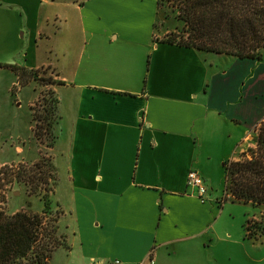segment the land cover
I'll return each mask as SVG.
<instances>
[{"label":"crops","instance_id":"0c3cea01","mask_svg":"<svg viewBox=\"0 0 264 264\" xmlns=\"http://www.w3.org/2000/svg\"><path fill=\"white\" fill-rule=\"evenodd\" d=\"M159 9V0H0L12 87L11 66L38 70L21 90L32 87L31 106L39 70L57 77L49 155L66 243L42 264H264V234L248 230L263 208L227 193L224 166L264 120V50L240 58L163 41ZM38 144V157L0 164L36 162ZM229 198L250 206L244 230Z\"/></svg>","mask_w":264,"mask_h":264},{"label":"trees","instance_id":"16d2710c","mask_svg":"<svg viewBox=\"0 0 264 264\" xmlns=\"http://www.w3.org/2000/svg\"><path fill=\"white\" fill-rule=\"evenodd\" d=\"M163 2L171 3L176 13L175 18L179 21L177 28L182 26L179 33L176 30L168 40L163 41L240 58H263L264 0H159V13ZM4 66L6 65L0 63V67ZM11 67L19 75L20 85L27 84L35 74H38V70L29 72L18 66ZM50 96V100H45L46 114L42 116L47 122L54 115L59 117V99L56 91H51ZM31 109L36 122V128L33 129L35 137L43 143L40 140V130L37 129L40 114L36 112L34 104L31 105ZM47 125L46 131L51 134L54 142L53 126L51 122ZM254 132L256 146L250 148L251 157L244 155L243 158L224 163L227 190L236 200L251 202L254 206L264 209V120ZM53 142L47 146L51 147ZM20 165L17 170L15 165H0V264H24V260L28 261L25 264H42L52 257L58 247L66 243L63 234L58 233L57 236L59 226L56 224L47 234L48 237L43 241L42 247L35 250L36 244L40 241L46 215H52L53 201L50 194L54 191L55 169L52 159L45 154H42L31 168L35 171L34 175L37 173L36 176L39 177L38 183L46 184V192L41 195L44 201L42 214H30L24 209L9 214L2 207L7 199V184L21 181L29 183L28 178L33 177H28L29 173L24 172L26 164ZM44 168L46 170H43ZM50 185L53 187L49 188ZM35 189L37 193V188ZM59 211L54 219L57 222L62 212L60 209ZM248 230L253 236L250 225ZM262 234L264 233L260 235Z\"/></svg>","mask_w":264,"mask_h":264},{"label":"rangeland","instance_id":"374dc122","mask_svg":"<svg viewBox=\"0 0 264 264\" xmlns=\"http://www.w3.org/2000/svg\"><path fill=\"white\" fill-rule=\"evenodd\" d=\"M173 10L174 8L171 6V3L163 2L161 4V10L158 18V39L168 40L171 37L172 32H176V30H178L177 32L179 33L181 31L182 26L177 28L179 21L175 18L176 13ZM39 73V93L37 101L34 102V106L36 107V112L40 114L38 115L39 126L37 129L40 130V140H42L44 144L35 137L33 131V129L36 128V122L29 103V99H31L34 94L32 87L28 86L21 91L22 85L19 86L20 82L18 87L17 85L12 87L13 81L17 80L16 74L0 67V161H30L38 157V141L42 144L41 148L43 147V149H41V153L51 158L49 155L50 149L47 147V144H51L53 142V137L46 131V128L48 126L47 124L51 122L53 126L52 132L54 133L53 129L58 121V117L57 115H54L50 121L47 122L42 116L46 114L44 111V108L47 107L45 100L51 99L50 92L54 91V85L57 83V77L49 69H40ZM254 134L255 132L251 133L249 137L244 140L242 144H240L239 149L242 150L237 154L238 158L235 160L243 158L244 155L245 157H251L250 148L256 146L254 142ZM22 163L24 162H19L17 164L14 163L11 165H15L14 167L17 170ZM24 164H26V170L24 172L29 173L26 175L28 177H33L28 178L29 183H26L25 181H21L19 183H8L6 186L7 199L6 202L2 204V207L9 214H13V211L21 208L28 211L30 214H42L44 201L41 195H44L46 192V184L38 183L37 178L39 177L36 176L37 173L34 175L35 171L31 169L34 163ZM43 170H46V168ZM51 187L53 186L50 185L49 188ZM35 188H37V193H35ZM224 188L225 186L223 183L222 190H225ZM32 190L33 192H31ZM51 195L53 194L51 193L50 197H52ZM228 203L236 205L237 214H242L243 221L241 222L240 217H237L236 224L244 230L246 215L244 214L243 208H250V206L239 202L231 203L230 198ZM59 212L60 211L57 209V206L52 204V215H48L49 217L46 215L44 224L42 225L43 228H41L42 233L40 234V241L36 244L37 249L35 250H39V248L42 247V243L48 237L47 234L52 230L53 225L55 226L58 224V222L54 219ZM248 223L253 236L264 233V209H262L261 212L252 215L249 218ZM58 233L61 234L60 231H57V236ZM23 262L25 264L28 261L24 260Z\"/></svg>","mask_w":264,"mask_h":264},{"label":"built area","instance_id":"2783aa9c","mask_svg":"<svg viewBox=\"0 0 264 264\" xmlns=\"http://www.w3.org/2000/svg\"><path fill=\"white\" fill-rule=\"evenodd\" d=\"M188 184L197 189L198 195L204 199L207 196L208 188L205 183L204 178L195 170H191L188 175ZM229 191H227L228 193ZM230 194V193H228ZM227 194V195H228ZM151 263H154V260L151 258Z\"/></svg>","mask_w":264,"mask_h":264}]
</instances>
